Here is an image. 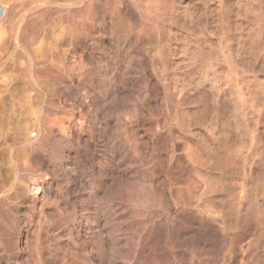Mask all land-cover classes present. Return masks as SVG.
I'll return each instance as SVG.
<instances>
[{
    "label": "rangeland",
    "instance_id": "obj_1",
    "mask_svg": "<svg viewBox=\"0 0 264 264\" xmlns=\"http://www.w3.org/2000/svg\"><path fill=\"white\" fill-rule=\"evenodd\" d=\"M66 1L0 0V264H264L247 203L234 226L240 195L264 202V32L233 27L248 0Z\"/></svg>",
    "mask_w": 264,
    "mask_h": 264
},
{
    "label": "bare ground",
    "instance_id": "obj_2",
    "mask_svg": "<svg viewBox=\"0 0 264 264\" xmlns=\"http://www.w3.org/2000/svg\"><path fill=\"white\" fill-rule=\"evenodd\" d=\"M74 1H76V0H67L66 2H68V3H70V2H74ZM82 1H84V0H80V2L82 3ZM104 1V0H103ZM79 2V1H78ZM79 2V3H80ZM90 3V2H89ZM45 5V4H44ZM86 5V4H85ZM66 7V6H65ZM94 7V6H93ZM92 10V9H91ZM54 13V12H53ZM57 14V13H56ZM150 15V14H149ZM8 18H10V17H8V10H7V8H6V6H4V5H2V4H0V32H1V29H3V24H8L7 23V21H8ZM11 19V18H10ZM39 19V18H38ZM65 19V18H64ZM46 21V20H45ZM6 22V23H5ZM57 22H58V20H57ZM29 23V22H28ZM33 23V22H32ZM32 25V24H31ZM38 25H39V23H38ZM65 25V24H64ZM67 25V24H66ZM69 27V26H68ZM37 28V27H36ZM141 29V28H140ZM146 29V28H145ZM152 31V30H151ZM38 33V32H37ZM31 35V34H30ZM38 37V36H37ZM45 37V36H44ZM52 39V38H51ZM29 40H30V38H29ZM40 40V39H39ZM39 40H37V41H39ZM23 41V40H22ZM32 41V40H31ZM33 41H34V39H33ZM44 42V41H43ZM49 43V42H48ZM36 44V43H35ZM46 44V43H45ZM33 45V44H32ZM48 45V44H47ZM30 47V46H29ZM38 47V46H37ZM46 47V46H45ZM11 50V49H10ZM37 50V49H36ZM136 50V49H135ZM46 52V51H45ZM4 54V53H3ZM9 54V53H8ZM193 65V64H192ZM59 69V68H58ZM146 70V69H145ZM162 70V69H161ZM24 72V71H23ZM142 72V71H141ZM25 73V72H24ZM24 75V74H23ZM78 77V76H77ZM41 80V79H40ZM69 81V80H68ZM107 81V80H106ZM59 82V81H58ZM27 87V86H26ZM32 88V87H31ZM116 89V88H115ZM32 90H33V88H32ZM154 91V90H153ZM117 92V91H116ZM155 93V92H154ZM34 94V93H33ZM36 94V93H35ZM255 94V93H254ZM29 95V94H28ZM32 95V94H31ZM108 95V94H107ZM157 95V94H156ZM35 96V95H34ZM40 96V95H39ZM115 99V98H114ZM112 101V100H111ZM189 101V100H188ZM215 101V100H214ZM260 101V100H259ZM175 102V101H174ZM213 102V101H212ZM215 102H217V101H215ZM215 102H214V104H215ZM262 102V101H261ZM29 103V102H28ZM161 103V102H160ZM208 103V102H207ZM214 104L212 103V105L214 106ZM25 105V104H24ZM30 105V104H29ZM111 105V104H110ZM222 105V104H221ZM261 105V104H260ZM212 106V107H213ZM216 106V105H215ZM223 106V105H222ZM150 107V106H149ZM264 107V106H263ZM110 108V107H109ZM216 108V107H215ZM218 108V107H217ZM216 108V109H217ZM163 109V108H162ZM215 109V110H216ZM221 109V108H220ZM226 109H227V107H226ZM21 110V109H20ZM32 110H33V108H32ZM35 110V109H34ZM175 110V109H174ZM194 110V109H193ZM230 110V109H229ZM29 111V110H28ZM36 111V110H35ZM161 111V110H160ZM222 111V110H221ZM220 111V112H221ZM223 111H225V110H223ZM22 112V111H21ZM34 112V111H33ZM167 112V111H166ZM256 112V111H255ZM157 113V112H156ZM250 113V112H249ZM31 114V113H30ZM158 114V113H157ZM23 115V114H22ZM166 115V114H165ZM195 115V114H194ZM258 115V114H257ZM34 116H35V114H34ZM146 116V115H145ZM156 116V115H155ZM223 116V115H222ZM46 117V116H45ZM44 117V118H45ZM53 117V116H52ZM241 117V116H240ZM103 118V117H102ZM169 118V117H168ZM172 118V117H171ZM59 119V118H58ZM57 119V120H58ZM226 119V118H225ZM36 120V119H35ZM46 120V119H45ZM128 120V119H127ZM241 120V119H240ZM255 120V119H254ZM55 121V120H54ZM138 121V120H137ZM230 122V121H229ZM37 123L38 122H36V123H33V124H35V126H37ZM60 123V122H59ZM59 123H57V124H59ZM133 123H134V121H133ZM53 124V123H52ZM115 124V123H114ZM119 124V123H118ZM158 124V123H157ZM28 125V124H27ZM61 125V124H60ZM60 125H59V127H60ZM123 125V124H122ZM126 125V124H125ZM160 125H162V124H160ZM196 125V124H195ZM214 125V124H213ZM49 126V125H48ZM237 126V125H236ZM28 127V126H27ZM163 127V126H162ZM255 127V126H254ZM25 128V127H24ZM32 128V127H31ZM37 127H35V129H36ZM42 128V127H41ZM52 128H53V126H52ZM65 128V127H64ZM115 128V127H114ZM199 128V127H198ZM209 128V127H208ZM33 129H34V127H33ZM121 129V128H120ZM44 130V129H43ZM50 130V129H49ZM153 130V129H152ZM34 131H36V132H38L37 130H34ZM53 131V130H52ZM252 131V130H251ZM114 132V131H113ZM47 133V132H46ZM111 133V132H110ZM120 133V132H119ZM167 133V132H166ZM176 133V132H175ZM21 134V133H20ZM177 135V134H176ZM175 135V136H176ZM210 135V134H209ZM226 135V134H225ZM231 135V134H230ZM30 136V135H29ZM48 136H49V134H48ZM51 136V135H50ZM123 136V135H122ZM233 136V135H232ZM43 137V136H42ZM164 137V136H163ZM201 137V136H200ZM206 137V136H205ZM245 137V136H244ZM257 137V136H256ZM171 138H173V136L171 137ZM236 138V137H235ZM184 139H186V138H184ZM192 139V138H191ZM30 140V139H29ZM216 140V139H215ZM234 140V139H233ZM26 141H28V140H26ZM61 141V140H60ZM117 141V140H116ZM187 141V140H186ZM238 142H239V139L237 140ZM241 141V140H240ZM244 141H246V140H244ZM119 142V141H118ZM191 142V141H190ZM26 142H24V144H25ZM28 143V142H27ZM32 143V141H30L28 144H26L25 145V147H29L28 145H30ZM136 143V142H135ZM155 143V142H154ZM258 143V142H257ZM264 143V142H263ZM123 144H124V142H123ZM132 144H133V141H132ZM173 144V143H172ZM185 144V143H184ZM191 144V143H190ZM229 144V143H228ZM232 144V143H231ZM186 145H188V143L186 144ZM197 145V144H196ZM245 145V144H244ZM258 145H259V143H258ZM24 146V145H23ZM110 146V145H109ZM210 146V145H209ZM238 146V145H237ZM194 147V146H193ZM32 148V147H31ZM40 148V147H39ZM181 148H182V146H181ZM239 148V147H238ZM256 148V147H255ZM259 148V147H258ZM26 149V148H25ZM30 149V148H29ZM41 149V148H40ZM39 149V150H40ZM166 149V148H165ZM209 149V148H208ZM247 149V148H246ZM102 150V149H101ZM110 150V149H109ZM197 150V149H196ZM30 151V150H29ZM28 151V152H29ZM33 151H34V149H33ZM104 151V150H103ZM113 151V150H112ZM212 151V150H211ZM238 151H240V152H238ZM237 152L238 153H241V150H238ZM36 152H38V151H36ZM135 152V151H134ZM141 152H142V150H141ZM214 152V151H213ZM236 152V153H237ZM255 152V151H254ZM26 153V152H25ZM30 153H32V150L30 151ZM34 153V152H33ZM144 153V152H143ZM179 153V152H178ZM194 153V152H193ZM190 150H187V152L186 153H184L182 156H183V158H184V161H185V163L187 164L186 166H188L189 167V169H191L192 167H194L195 166V164L198 162V159H197V156L196 155H194ZM237 153V154H238ZM246 153V152H245ZM27 154V153H26ZM34 154H36V153H34ZM40 154V153H39ZM234 154V153H233ZM251 154V153H250ZM249 154V155H250ZM30 155V154H29ZM33 155V154H32ZM38 155V154H37ZM98 155V154H97ZM172 155V154H171ZM171 155H170V157L169 158H172L171 157ZM199 155V154H198ZM216 155V154H215ZM263 155V154H262ZM36 156V155H35ZM139 156V155H138ZM137 156V157H138ZM146 156V155H145ZM169 156V155H168ZM261 156V155H260ZM120 157V156H119ZM204 157V156H203ZM217 157V156H216ZM237 157V156H236ZM238 157H239V154H238ZM41 158V157H40ZM177 158V157H176ZM182 158V157H181ZM241 158H243L242 156H241ZM221 159V158H220ZM239 159V158H238ZM245 159V158H244ZM251 159V158H250ZM170 160V159H169ZM174 160V159H173ZM177 160V159H176ZM181 160V159H180ZM222 161H223V159H221ZM234 160H236V159H234ZM240 160V159H239ZM43 161H45V160H43ZM149 161V160H148ZM161 161V160H160ZM218 161V160H217ZM233 161V160H232ZM249 161V160H248ZM251 161V160H250ZM164 162V161H163ZM174 162V161H173ZM213 162V161H212ZM237 162H239L238 160H237ZM152 163H153V161H152ZM176 162H174V164H175ZM184 163V162H183ZM222 163V162H221ZM223 163H225V162H223ZM227 163V162H226ZM225 163V164H226ZM230 163V162H229ZM228 163V164H229ZM162 164V163H161ZM220 164V163H219ZM225 164H224V166H225ZM227 164V165H228ZM245 164V163H244ZM243 164V165H244ZM31 165V164H30ZM36 165V164H35ZM137 165V164H136ZM163 165V164H162ZM184 165V164H183ZM210 165V164H209ZM174 166V165H173ZM184 167H185V165H184ZM242 167V166H241ZM255 167V166H254ZM29 168V167H28ZM31 168V167H30ZM124 168H126V167H124ZM57 169V168H56ZM88 169V168H87ZM144 169V168H143ZM159 169V168H158ZM242 169V168H241ZM249 169V168H248ZM183 170V169H182ZM193 170V169H192ZM243 170V169H242ZM258 170V169H257ZM175 171V170H174ZM211 171V170H210ZM239 171V170H238ZM33 172V171H32ZM37 172V171H36ZM118 172V171H117ZM182 172V171H181ZM189 172V171H188ZM194 172V171H193ZM109 173V172H108ZM150 173V172H149ZM156 173V172H155ZM203 173V172H202ZM243 173V172H242ZM94 174V173H93ZM92 174V175H93ZM181 174V173H180ZM141 175V174H140ZM186 175V174H185ZM247 175H249V174H247ZM128 176V175H127ZM154 177V176H153ZM183 177H185V176H183ZM237 177V176H236ZM168 178V177H167ZM90 180V179H89ZM130 180V179H129ZM164 180V179H163ZM173 180V179H172ZM233 180V179H232ZM80 181V180H79ZM184 181V180H183ZM186 181V180H185ZM190 182L192 181V179L191 180H189ZM209 181V180H208ZM144 182V181H143ZM212 182H214V181H212ZM240 182V181H239ZM250 182V181H249ZM148 183V182H147ZM184 183V182H183ZM210 183H211V181H210ZM218 184H219V181L217 182ZM256 183V182H255ZM152 184V183H151ZM188 184V183H187ZM214 184V183H213ZM240 184V183H239ZM71 185V184H70ZM156 185V184H155ZM215 185H216V182H215ZM220 185H221V183H220ZM219 185V186H220ZM235 185H237V184H235ZM172 186V185H171ZM175 186V185H174ZM184 186V185H183ZM211 186V185H210ZM210 186H208V184L207 183H205V182H198V183H194V188H193V192L194 193H196V195H197V197H198V195L199 196H201V195H207V194H209L210 193V191L212 190L211 188H210ZM218 186V185H217ZM158 187V186H157ZM181 187V186H180ZM186 187V186H185ZM222 187H223V185H222ZM249 187V186H248ZM247 187V188H248ZM233 188V187H232ZM253 188H254V186H253ZM257 188V187H256ZM188 189V188H187ZM159 190V189H158ZM108 191V190H107ZM140 191V190H139ZM146 191H148L147 193H149V195H148V197L150 198L151 197V201H154V202H157L159 199H158V196H157V194L155 193V191H153L152 189H149V190H146ZM219 192V191H218ZM242 192V191H241ZM146 193V192H145ZM162 193V192H161ZM189 193V192H188ZM244 193V192H243ZM254 193V192H253ZM127 194V193H126ZM227 194H229V193H227ZM237 194V193H236ZM242 194V193H241ZM129 195V194H128ZM146 195V194H145ZM146 195V196H147ZM176 195V194H175ZM185 195V194H184ZM188 195V194H187ZM239 195V194H238ZM251 195H252V193H251ZM255 195V194H254ZM260 195V194H259ZM177 196H179V195H177ZM188 196H190V195H188ZM225 196V195H224ZM230 196V195H229ZM234 197H235V195H233ZM256 196V195H255ZM127 197H129V196H127ZM145 197V196H144ZM193 197H194V195H193ZM196 197V196H195ZM194 197V198H195ZM249 196H247L246 194H242V195H240L239 197H238V199H237V205H235V207H234V209L236 210V213L234 214V222H235V224H234V226L236 225V227L238 228L239 227V225H241L242 224V222H243V218H242V207L244 208V206H243V204L244 203H247L246 204V207H247V205L249 206V209L251 210V212L253 213V224L250 226V233H251V231H254L255 233H259V236H261V237H259V239L261 240V242L263 243V244H260V245H262L263 246V249H262V246H261V256L263 257L264 256V241H262V239H264V211H263V206H261L260 204H259V202H258V199H253V200H251V198L249 199L248 198ZM250 197H252V196H250ZM257 197H259L258 195H257ZM135 198V197H134ZM138 198H141V197H138ZM179 198V197H178ZM194 198H192V196H190V199H194ZM214 198V197H213ZM213 198L212 199H210V200H213ZM215 198H217L216 196H215ZM214 198V199H215ZM220 198V197H219ZM233 198V197H232ZM254 198V197H253ZM256 198V197H255ZM261 198V197H260ZM120 199V198H119ZM137 199V198H136ZM145 199V198H144ZM147 199V198H146ZM187 199V198H186ZM189 199V198H188ZM187 199V200H188ZM189 199V200H190ZM205 199V198H204ZM206 199H207V197H206ZM230 199H231V197H230ZM263 199V198H262ZM138 200V199H137ZM136 200V201H137ZM143 200V199H142ZM141 200V201H142ZM161 200V199H160ZM189 200H188V202H189ZM195 200V199H194ZM193 200V201H194ZM232 200V199H231ZM121 201V200H120ZM150 201V200H149ZM261 201V200H260ZM160 202V201H159ZM229 202V201H228ZM234 202H235V200H234ZM233 202V203H234ZM116 203V202H115ZM206 203V202H205ZM210 203V202H209ZM229 203H231V202H229ZM232 203V204H233ZM88 205V204H87ZM94 205V204H93ZM148 205H150V204H148ZM194 205V204H193ZM207 205V204H206ZM140 206V205H139ZM163 206V205H162ZM172 206V205H171ZM190 206V205H189ZM208 206V205H207ZM229 206V205H228ZM149 207V206H148ZM191 207V206H190ZM212 207V206H211ZM99 208V207H98ZM139 208V207H138ZM155 208V207H154ZM153 208V209H154ZM179 208V207H178ZM210 208V207H209ZM116 209H117V207H116ZM146 209V208H145ZM152 209V210H153ZM158 209V208H157ZM167 209V208H166ZM187 209V208H186ZM199 209V208H198ZM201 209V208H200ZM224 209H225V206H224ZM247 209V208H246ZM197 210V209H196ZM215 210V209H214ZM226 210V209H225ZM244 210V209H243ZM101 211V210H100ZM113 211H115V210H113ZM215 211H219V210H215ZM248 211V210H247ZM158 212V211H157ZM184 212V210L182 211V213ZM218 213H220V212H218ZM246 213V215H247V212H245ZM174 214V213H173ZM217 214V213H216ZM185 215V214H184ZM217 215H219V216H215L214 215V219L212 220L213 221V223H212V225H211V228L213 229V233L214 234H216V236H217V234L219 235V234H221V236L223 235L226 239L228 238V230H227V228H229V226H228V224H226L227 222H228V219L229 218H231V216L228 214V213H225V211L223 212V214H217ZM246 215H245V217H246ZM249 215V214H248ZM116 216V215H115ZM142 215H140V217H141ZM152 216V215H151ZM160 216V215H159ZM167 216V215H166ZM192 216V215H191ZM203 216H205V215H203ZM84 217V216H83ZM53 218V217H52ZM138 218V217H137ZM157 218V217H156ZM200 218V217H199ZM83 219V218H82ZM245 219V218H244ZM98 220H99V218H98ZM103 220V219H102ZM198 220V219H197ZM144 221V220H143ZM149 221H151L150 220V218H149ZM163 221V220H162ZM177 221V220H176ZM182 221V220H181ZM192 221V220H191ZM212 221H210V223L212 222ZM232 221V220H231ZM249 221H250V219H249ZM195 222V221H194ZM245 222V221H244ZM243 222V223H244ZM120 223V222H119ZM150 223V222H149ZM151 223H153V222H151ZM190 223V222H189ZM92 224V223H91ZM231 224H233V223H231ZM46 225V224H45ZM116 225V224H115ZM198 225V224H197ZM246 225V224H245ZM142 226V225H141ZM145 226V225H144ZM196 226V225H195ZM194 226V227H195ZM202 226V225H201ZM41 227V226H40ZM192 227V226H191ZM242 227V226H241ZM247 227H249V226H247ZM205 228V227H204ZM109 229V228H108ZM156 229V228H155ZM208 229V228H207ZM243 229V228H242ZM244 229H246V227L244 228ZM247 231H246V233H248L249 232V229H246ZM114 231V230H113ZM159 231H161V230H159ZM203 231H205V230H203ZM245 231V230H244ZM89 232H91V231H89ZM96 232V231H95ZM212 232V231H211ZM239 232V231H238ZM242 232V231H241ZM143 233V232H142ZM163 233H165V232H163ZM190 233V232H189ZM230 233V232H229ZM250 233H249V235H250ZM185 234V233H184ZM232 234V233H231ZM241 234V233H240ZM252 234V233H251ZM105 235V234H104ZM112 235V234H111ZM239 235V234H238ZM107 236V235H106ZM119 236H120V234H119ZM215 236V237H216ZM253 236V235H252ZM258 236V235H257ZM256 235L254 236V237H257ZM91 237V236H90ZM94 237V236H93ZM140 237V236H139ZM214 237V236H213ZM220 237V236H219ZM232 237V236H231ZM242 237V236H241ZM246 237V236H245ZM113 238V237H112ZM217 238V237H216ZM249 238V237H248ZM247 238V239H248ZM176 239H177V237H176ZM237 239H238V237H237ZM246 239V238H245ZM122 240V239H121ZM242 240V239H241ZM244 240V239H243ZM255 240V239H254ZM256 240H257V238H256ZM259 240V241H260ZM216 241H218V240H216ZM258 241V240H257ZM257 241H255V242H257ZM109 242V241H108ZM135 242V241H134ZM243 242V241H242ZM245 242H247L246 240H245ZM244 242V243H245ZM260 242V243H261ZM148 243V242H147ZM222 243V242H221ZM39 244V243H38ZM99 244V243H98ZM118 244V243H117ZM128 244V243H127ZM224 244H226V243H224ZM257 244V243H256ZM217 245H218V243H217ZM227 245V244H226ZM259 245V244H258ZM61 246V245H60ZM151 246V245H150ZM230 246V245H229ZM246 246V245H245ZM244 246V247H245ZM38 247V246H37ZM216 247V246H215ZM226 247V246H225ZM237 247V246H236ZM235 247V249H238V248H236ZM241 247V246H240ZM243 247V248H244ZM256 247V246H255ZM216 248H218V247H216ZM215 248V249H216ZM210 249V248H209ZM222 249V248H221ZM234 249V248H233ZM241 249V248H240ZM122 250V249H121ZM69 251V250H68ZM71 251V250H70ZM110 251V250H109ZM237 251H239V250H237ZM237 251H236V253H237ZM88 252V251H87ZM99 252V251H98ZM128 252V251H127ZM232 252V251H231ZM234 252V251H233ZM216 253H217V251H216ZM95 254V253H94ZM140 254V253H139ZM241 254V253H240ZM79 255H80V253H79ZM228 255V254H227ZM39 256V255H38ZM87 256V255H86ZM108 256V255H107ZM260 256V257H261ZM185 257V256H184ZM229 257V256H228ZM40 258V257H39ZM123 258V257H122ZM230 258V257H229ZM159 259V258H158ZM226 259V258H225ZM258 259H260V258H258ZM91 260V259H90ZM161 260V259H160ZM228 260V259H227ZM257 260V259H256ZM264 260V259H263ZM94 261V260H93ZM113 261V260H112ZM116 261V260H115ZM87 262V261H86ZM168 262V261H167ZM102 263V262H101ZM169 263V262H168ZM104 264V263H103Z\"/></svg>",
    "mask_w": 264,
    "mask_h": 264
},
{
    "label": "clouds",
    "instance_id": "obj_3",
    "mask_svg": "<svg viewBox=\"0 0 264 264\" xmlns=\"http://www.w3.org/2000/svg\"><path fill=\"white\" fill-rule=\"evenodd\" d=\"M137 7V4L135 0H130V3L128 4V15L134 16V9ZM234 8H242L243 11L240 13H237L234 19L233 27L239 31L244 32L245 29L248 30L247 36H241V40L250 39L252 37V34L257 30L260 29L262 32H264V0H248L246 4H234L232 5ZM249 17H255L254 20H249ZM244 21H249L248 24L243 25ZM243 47V45H241ZM7 193H5L6 195ZM16 239L17 247L19 249V237H15ZM24 240V238H23ZM20 251L22 249H19ZM3 254H0V258H2Z\"/></svg>",
    "mask_w": 264,
    "mask_h": 264
}]
</instances>
